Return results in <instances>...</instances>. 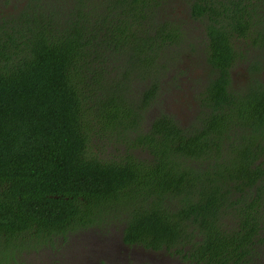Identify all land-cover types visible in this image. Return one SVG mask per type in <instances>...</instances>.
Returning <instances> with one entry per match:
<instances>
[{
    "label": "trees",
    "instance_id": "16d2710c",
    "mask_svg": "<svg viewBox=\"0 0 264 264\" xmlns=\"http://www.w3.org/2000/svg\"><path fill=\"white\" fill-rule=\"evenodd\" d=\"M166 1L21 0L0 13V264L105 229L108 208L120 213L127 245L190 264L257 259L264 83L254 58L243 85L234 87L230 70L242 56L234 38L264 56V0H186L212 72L191 126L148 113L188 36L164 14ZM93 98L98 124L87 112ZM121 129L147 158L103 159L88 147Z\"/></svg>",
    "mask_w": 264,
    "mask_h": 264
},
{
    "label": "rangeland",
    "instance_id": "374dc122",
    "mask_svg": "<svg viewBox=\"0 0 264 264\" xmlns=\"http://www.w3.org/2000/svg\"><path fill=\"white\" fill-rule=\"evenodd\" d=\"M4 1L6 0H0V13H3L2 11L14 12L16 10L15 8L21 3V0H13L12 3L11 0H8V3H4ZM163 12L169 17H172V19H175L176 17L180 18L183 26L188 30V36L186 43H183L180 47L176 48L177 53L175 54L176 59L173 61L174 63L172 62L166 66L167 71L159 81V92L154 102L148 106V113L149 115H155L160 112H166L172 115L181 125L191 126L195 123L198 112L200 111L198 94L204 87L205 77H210L212 74L203 52L206 44V38L203 31L204 28L200 23L189 20L188 2L186 0H167L163 5ZM248 41L249 40L242 38H234L236 48L242 53L238 62L231 69L234 87L241 85V83L249 76V58H254L258 62V78L264 83V56H258L256 46ZM94 100L95 99L93 98L89 103V106H92V108L87 109V112L91 115L93 122L98 124L99 116H96L93 111V108L96 107ZM94 110L96 112V108H94ZM146 121L147 115H144L142 122L145 123ZM114 132H107L106 136L102 139H92L88 143V147H90L91 151H96L103 159H120L123 158L127 152H132L141 159L148 157V154H144L143 151H138L130 147L127 141H125L126 134L131 138L133 136L132 132H129L128 134L126 129H121V133ZM96 143L97 145H102V148L95 150ZM103 143H106L107 145L103 147ZM123 212L124 211L122 210L121 213ZM107 213H109L111 219L109 218L110 221L104 225L105 229L103 232L97 230L96 227L91 228L95 232H99L101 235L104 233L107 240L102 239L101 235H98L97 233H95V235L89 233L93 231L86 230L82 231L83 233H87L85 239H77V241L81 242L85 240L88 247L91 246L97 250H99L98 248L104 249L105 252H99L103 253L100 258L107 257L110 259L112 256V248L115 247V243L117 244L116 246L120 245L118 243V236L120 235L121 226L119 223L122 217L113 216L114 213H120L115 212V210L110 208H108ZM100 227H102V225H100ZM261 234L262 237L257 238V243L255 245L257 259L251 261V264H264V232ZM49 250L50 249L46 250L45 248H42L36 252L23 253L21 259L24 260L25 264H49L47 261V255H50V257H56L57 259L59 258L57 257L58 255H61L62 257L71 256V253L69 252L70 250ZM135 251L139 252V254L135 255L136 263H139L137 259H148V256L152 254V259L149 261L153 264H190L189 262L184 261L179 254H169L166 250L151 252L150 250H141L136 247ZM140 252L144 254V256H140ZM70 260H73L71 262H74L73 256H71ZM60 261L62 260L60 259Z\"/></svg>",
    "mask_w": 264,
    "mask_h": 264
},
{
    "label": "flooded vegetation",
    "instance_id": "af4514ba",
    "mask_svg": "<svg viewBox=\"0 0 264 264\" xmlns=\"http://www.w3.org/2000/svg\"><path fill=\"white\" fill-rule=\"evenodd\" d=\"M251 72L252 71L250 70L249 76L247 77V79L245 81H243L241 83V85H243L244 83H246V81H248V79L250 78ZM230 75H231V79H232L231 70H230ZM210 77H205V84L207 83L208 78H210ZM232 84H233V82H232ZM96 228H97V230H99V227H96ZM103 230H100V231L103 232ZM90 231H93V232H89V233H93L94 235H95V233H97L98 235H101V234H99V232H95L93 229H90ZM85 236H87L86 232L85 233L74 232V234L67 236L66 243H62V244L60 243L62 245V247L60 249L70 250L69 252L71 253V256H73L74 262H71V261H73V260H70L71 256L70 257L65 256V257H63V259H61V258L57 259L56 257H50V255H47L48 263L49 264H60V263L61 264H136L135 255L139 254L138 251L137 252L135 251L136 247L141 249V250H149V249H144L143 247H141L139 245H127V244L123 243L121 240V233H120V235L118 236V243L120 245L116 246L117 244L115 243V245H114L115 247L112 248L113 250L111 253V255H112L111 258L110 259L107 257L106 258L105 257L100 258V256L103 253H99V252L100 251L105 252L104 249L98 248L99 250H97L91 246L88 247L85 240L81 241V242L77 241V239H85ZM101 237H102V239L107 240V238H105L106 236L104 233H102ZM93 238H95V237H93ZM57 241L60 242L61 239L57 240ZM96 252H98V253H96ZM151 252H154V251H151ZM140 256H144V254H142L140 252ZM57 257H59V256H57ZM60 259L62 261H60ZM151 259H152V254L148 256V259H142V260L137 259V261H139V263L142 262V263L153 264L151 261H149ZM54 260H56V261H54ZM44 261H46V260H44Z\"/></svg>",
    "mask_w": 264,
    "mask_h": 264
}]
</instances>
